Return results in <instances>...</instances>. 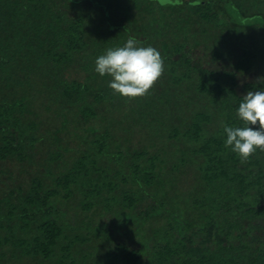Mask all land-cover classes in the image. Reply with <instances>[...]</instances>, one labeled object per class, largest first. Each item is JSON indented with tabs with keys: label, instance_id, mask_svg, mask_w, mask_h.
I'll use <instances>...</instances> for the list:
<instances>
[{
	"label": "trees",
	"instance_id": "trees-1",
	"mask_svg": "<svg viewBox=\"0 0 264 264\" xmlns=\"http://www.w3.org/2000/svg\"><path fill=\"white\" fill-rule=\"evenodd\" d=\"M130 36L134 99L94 70ZM259 78L264 0H0V264H264V152L223 132Z\"/></svg>",
	"mask_w": 264,
	"mask_h": 264
},
{
	"label": "clouds",
	"instance_id": "clouds-1",
	"mask_svg": "<svg viewBox=\"0 0 264 264\" xmlns=\"http://www.w3.org/2000/svg\"><path fill=\"white\" fill-rule=\"evenodd\" d=\"M164 3V0H161ZM95 72L109 76L108 87L128 99L146 96L164 74V59L153 46L129 37L123 46L108 48L95 60ZM264 84V80L258 79ZM236 116L241 126H223L225 148L247 163L257 150L264 152V89L249 90L239 103ZM259 125L258 129L249 125Z\"/></svg>",
	"mask_w": 264,
	"mask_h": 264
}]
</instances>
